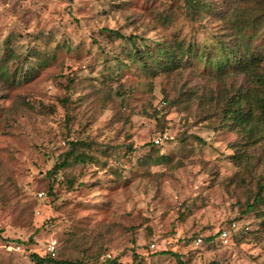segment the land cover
<instances>
[{"label":"rangeland","instance_id":"rangeland-1","mask_svg":"<svg viewBox=\"0 0 264 264\" xmlns=\"http://www.w3.org/2000/svg\"><path fill=\"white\" fill-rule=\"evenodd\" d=\"M196 1L208 9L191 24L184 0H0V58L15 77H0V264H32L51 240L92 264V236L98 262L264 263V206L247 210L257 183L264 192V141L240 154L243 137L196 104L215 86L201 68L125 66L126 40L108 31L143 45L233 30L232 0ZM36 42L55 52L47 65ZM79 140L86 160L49 174Z\"/></svg>","mask_w":264,"mask_h":264},{"label":"trees","instance_id":"trees-1","mask_svg":"<svg viewBox=\"0 0 264 264\" xmlns=\"http://www.w3.org/2000/svg\"><path fill=\"white\" fill-rule=\"evenodd\" d=\"M207 7L205 1L184 0L185 16L191 24L199 22L198 11H204L208 9ZM228 12L227 21L233 30L222 36L213 35L208 39L203 38L201 41L193 37L178 38L174 35L167 42L156 40L154 43L141 45L137 44L135 35L126 36L111 29L108 31L126 40V51L120 60L125 66L133 63L142 70L154 72L175 71L190 65L201 68L202 73L207 76L205 80L215 82V86L197 88L194 95L196 104L201 100L211 103V110L203 112L224 120L231 130L243 137L247 143L243 140L239 142L238 150L244 155L246 148L240 146L246 147L249 141L251 143L264 141V0H232ZM164 14L158 15L161 21L166 23L170 19ZM34 45L30 53L42 65H47L48 60L55 57L54 50H42L38 42ZM25 59L28 61L29 55ZM6 66L3 58H0V77L8 82L15 81V77L9 74ZM28 69L24 72V77L30 76L35 71L33 66ZM236 75H242L245 83L233 81ZM158 121L160 123V119ZM90 146L91 143L82 140L70 141L60 161L48 170V173L55 175L59 169L83 163L88 156ZM256 187L257 191L247 205V210L259 205L264 206L263 185L257 183ZM258 215H260L259 223L264 229V210H259ZM16 241L23 243L20 240ZM91 242L99 247L94 257L96 262L92 264H123L118 262L116 257L105 258L98 262L99 257L104 255L101 250V237L92 236ZM57 245L54 255L47 251L44 254L31 252L29 259L32 264H91L82 259L64 257ZM17 246L19 245L16 244L15 247ZM137 258L140 257L135 254L134 259ZM133 264L140 263L135 261Z\"/></svg>","mask_w":264,"mask_h":264},{"label":"built area","instance_id":"built-area-1","mask_svg":"<svg viewBox=\"0 0 264 264\" xmlns=\"http://www.w3.org/2000/svg\"><path fill=\"white\" fill-rule=\"evenodd\" d=\"M159 140H155L156 143H158ZM225 231H223V234L222 235H225ZM56 240H51L49 241V243L47 244V248H46V251L51 254V255H54L55 254V251H56ZM18 248V246H17Z\"/></svg>","mask_w":264,"mask_h":264}]
</instances>
